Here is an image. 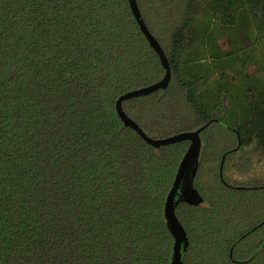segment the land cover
<instances>
[{"label": "trees", "instance_id": "1", "mask_svg": "<svg viewBox=\"0 0 264 264\" xmlns=\"http://www.w3.org/2000/svg\"><path fill=\"white\" fill-rule=\"evenodd\" d=\"M137 2L172 80L124 111L153 139L210 124L194 183L205 201L176 208L183 263L264 264V189H248L264 182L225 179L238 152L264 158V84L246 76L253 62L264 76V0ZM251 47L262 61H245ZM213 73L245 82L241 119ZM164 75L128 0H0V264H172L164 209L190 143L155 148L116 110Z\"/></svg>", "mask_w": 264, "mask_h": 264}, {"label": "water", "instance_id": "2", "mask_svg": "<svg viewBox=\"0 0 264 264\" xmlns=\"http://www.w3.org/2000/svg\"><path fill=\"white\" fill-rule=\"evenodd\" d=\"M128 1L132 14L135 20L137 21L143 35L147 39L151 48L159 56L161 65L165 70V75L162 80L149 87L141 88L122 95L117 101L116 110L121 121L124 123L126 127L136 131L144 139L145 142H147L149 145L155 148H160L162 146L173 145L181 142L190 143L179 165L173 187L167 197L165 209H164V216L166 219L167 227L174 239L172 264H184L183 252H185L188 249L190 240L183 224L177 217L176 208L179 202L197 207L202 205L205 201L204 197L195 187L194 183L200 166V158H201V152L203 146L201 133L204 130H206L210 124H207L196 131L183 132L164 139H153L149 137L143 131V129L124 111L123 109L124 102L134 98L147 96L159 92L161 90H167L172 80V71H171L169 59L166 56V53L162 48L161 44L159 43V41L149 31L141 14L137 0H128ZM225 158L226 155L223 157L220 166V177L222 182L225 185H227V183L224 181L223 178V167H224ZM236 188L243 189L241 187H236Z\"/></svg>", "mask_w": 264, "mask_h": 264}, {"label": "rangeland", "instance_id": "3", "mask_svg": "<svg viewBox=\"0 0 264 264\" xmlns=\"http://www.w3.org/2000/svg\"><path fill=\"white\" fill-rule=\"evenodd\" d=\"M220 43L224 50L227 51L231 49L229 42L227 40L221 41ZM254 49L255 47L253 48L251 47L247 49L248 51H251V52H248V51L246 52V57L244 58L245 61H248V60L262 61L263 60L260 55L261 51L258 48L255 51ZM253 63H251L248 66L246 76L249 80H251L252 82L251 85H255V87H260L264 84V76L262 72H260L259 66L257 64L254 65ZM210 64H211L210 62H205L204 65L208 67ZM210 80L211 81L209 85L211 87H213V85H216V84L219 85V87H221V92H222L221 93L222 95H220L221 98L225 97L226 92L228 93L229 91V93H231V97L233 98V101L236 104L237 114L235 115V119L236 120L241 119L244 115V108H246V106L244 107L242 104V95H240L242 89L245 88V86L242 85L245 82L241 81V79L239 78V74L238 73L236 75L233 74V80H232V83H230V86L225 79L220 78L219 74L217 75L216 73H213L211 75ZM215 95L216 94L210 95L209 97L210 99L207 100V104H206L207 107H211L217 101V99H215ZM236 161H238V164L237 166L235 165V167H233L234 162ZM232 162H233L232 166L229 165L227 167L228 170L226 171V175H225L226 181H229V182L237 181L238 183H241L244 185H248V183L250 182V179H254L255 181L264 182V158L258 147H252V148L238 152L237 154L233 156ZM245 170L248 171V175L240 176L239 174ZM255 191L257 190H254V193H256Z\"/></svg>", "mask_w": 264, "mask_h": 264}, {"label": "flooded vegetation", "instance_id": "4", "mask_svg": "<svg viewBox=\"0 0 264 264\" xmlns=\"http://www.w3.org/2000/svg\"><path fill=\"white\" fill-rule=\"evenodd\" d=\"M240 147V145H239ZM234 149V152L237 153L239 151L240 148ZM254 147V146H253ZM227 157V155H226ZM226 160V158H225ZM225 163V162H224ZM255 172V171H254ZM254 180V179H253ZM228 187H230V184H227ZM236 187H241L243 188V190L247 189V187L245 186H233V188L237 189ZM249 190H257V189H264V184L262 186H254V187H248ZM238 190H242V189H238ZM264 225V220L262 222H260L257 226H255L254 230L262 227Z\"/></svg>", "mask_w": 264, "mask_h": 264}]
</instances>
